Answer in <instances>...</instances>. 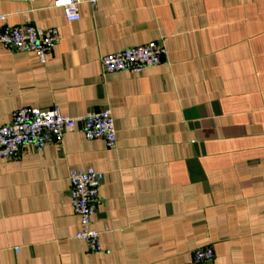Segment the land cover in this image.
<instances>
[{
  "label": "crops",
  "instance_id": "crops-1",
  "mask_svg": "<svg viewBox=\"0 0 264 264\" xmlns=\"http://www.w3.org/2000/svg\"><path fill=\"white\" fill-rule=\"evenodd\" d=\"M0 0L10 26L57 28L46 65L0 46V126L23 107L110 108L117 146L83 124L42 151L0 158V264H264V0ZM94 1V2H93ZM160 42L162 63L106 73L103 56ZM105 174L94 227L75 235L69 175Z\"/></svg>",
  "mask_w": 264,
  "mask_h": 264
},
{
  "label": "built area",
  "instance_id": "built-area-1",
  "mask_svg": "<svg viewBox=\"0 0 264 264\" xmlns=\"http://www.w3.org/2000/svg\"><path fill=\"white\" fill-rule=\"evenodd\" d=\"M79 0H57L56 7L63 10L68 22L81 19ZM94 2V1H93ZM6 17L0 15V46L21 53H34L41 64L46 65L60 42L57 28L42 29L36 26H10ZM167 55L160 42H150L118 53L103 56L101 66L106 73L129 72L141 74L145 69L158 66ZM83 124L88 141L102 139L109 149L117 146L115 121L110 108L91 111L83 117H70L58 106L42 110L23 107L15 111L10 124L0 126V158L14 159L22 149L31 147L42 152L52 141H61L65 134ZM105 174L89 166L70 171V199L73 212L80 219V230L75 235L84 242L90 253L103 251L101 235L95 229L94 218L99 205V190ZM215 253L211 246L197 249L187 264H211Z\"/></svg>",
  "mask_w": 264,
  "mask_h": 264
}]
</instances>
